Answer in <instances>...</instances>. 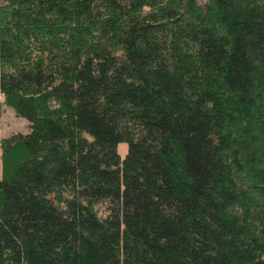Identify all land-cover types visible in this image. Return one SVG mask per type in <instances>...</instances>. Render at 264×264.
I'll list each match as a JSON object with an SVG mask.
<instances>
[{
    "label": "trees",
    "instance_id": "obj_1",
    "mask_svg": "<svg viewBox=\"0 0 264 264\" xmlns=\"http://www.w3.org/2000/svg\"><path fill=\"white\" fill-rule=\"evenodd\" d=\"M0 96V264H264V0H0Z\"/></svg>",
    "mask_w": 264,
    "mask_h": 264
},
{
    "label": "rangeland",
    "instance_id": "obj_2",
    "mask_svg": "<svg viewBox=\"0 0 264 264\" xmlns=\"http://www.w3.org/2000/svg\"><path fill=\"white\" fill-rule=\"evenodd\" d=\"M27 121L17 117L13 110L2 103L0 96V141L8 138L12 134H26L28 132ZM118 154L123 157L125 145L119 144L117 147ZM1 178V164H0Z\"/></svg>",
    "mask_w": 264,
    "mask_h": 264
}]
</instances>
